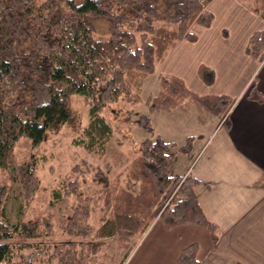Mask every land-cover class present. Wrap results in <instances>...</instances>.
Listing matches in <instances>:
<instances>
[{"label":"trees","instance_id":"1","mask_svg":"<svg viewBox=\"0 0 264 264\" xmlns=\"http://www.w3.org/2000/svg\"><path fill=\"white\" fill-rule=\"evenodd\" d=\"M212 1L0 0V171L8 172L0 186V262H16L36 246L40 264H90L104 239L143 233L155 219L166 229L184 224L203 227L216 242L217 226L205 217L195 195L202 181L190 173L171 176L167 169L169 158L189 154L196 136L186 137L181 146L160 137L145 140L140 155L125 171L129 180L139 182L138 193L120 187L101 167L91 168L85 162L81 165L85 169L74 165L50 196L54 203L74 202L63 233L75 240L52 241L49 219L25 220L7 209L8 202L22 205L38 186L34 154L21 164L13 160L17 140L25 137L37 149L47 133L68 126L82 130L85 141L75 144L96 154L103 152L112 131L102 111L137 92L142 79L180 41L195 40L192 24L210 26L213 16L207 7ZM240 1L264 18V0ZM95 18L108 22L104 37H95L91 22ZM245 52L259 62L264 60V29L250 36ZM198 75L206 85L214 81L213 70L205 65L198 67ZM159 79L156 109L200 101L181 79L172 75H159ZM73 94L87 105L85 126L82 115L70 104ZM248 97L264 102V94L253 88ZM227 100L223 96L202 100L212 103L215 113L224 112L223 126H228L232 104ZM138 125L152 130L144 115ZM91 174L93 181L86 183L85 176ZM91 186L98 192L97 202L102 196L110 211L96 226L88 222L95 199ZM42 237L48 240H39ZM197 252V243L183 247L175 264H200Z\"/></svg>","mask_w":264,"mask_h":264},{"label":"crops","instance_id":"2","mask_svg":"<svg viewBox=\"0 0 264 264\" xmlns=\"http://www.w3.org/2000/svg\"><path fill=\"white\" fill-rule=\"evenodd\" d=\"M207 10L213 16L210 26L191 27L195 40L180 41L159 64V75L181 79L199 98L223 96L232 102L228 126L222 122L224 128L206 132L200 146V151L211 147L206 161L198 160L191 169L187 157L176 175L190 173L202 181L195 195L205 217L217 226L215 243L208 233L202 240L193 234L188 243H197L200 264H264V102L248 97L252 88L264 94V60L245 52L250 36L264 29V20L240 0H213ZM200 65L213 70L212 84L199 77Z\"/></svg>","mask_w":264,"mask_h":264},{"label":"rangeland","instance_id":"3","mask_svg":"<svg viewBox=\"0 0 264 264\" xmlns=\"http://www.w3.org/2000/svg\"><path fill=\"white\" fill-rule=\"evenodd\" d=\"M91 22L95 29V37H104L108 22L101 18L92 19ZM194 25L199 24L194 23L191 27ZM161 71L162 66L157 64L154 72L142 79L137 92L108 105L102 111L112 131L110 142L104 145L106 148H102L103 152L98 151L96 154L95 151H89L82 145L75 144L77 140L85 141L82 130H74L68 126H61L56 132L47 133L44 143L37 149L31 148L27 138H19L12 149L13 160L15 164H21L34 154L36 160L34 175L37 177L38 186L30 199L22 202V205L15 203V206L8 202L7 209L11 208L12 216L16 217L20 213L25 220L49 219L54 230L50 240H75L63 233L64 223L72 212L74 202L69 199L67 202L54 203L50 196V191L55 189L64 174L74 165H80L85 169L81 166L82 162H85L91 168L101 167L112 179L118 181L120 187L124 186L138 193L139 182L135 184L133 180H129L125 176L127 174L125 171L130 162L140 155L141 144L145 140L160 137L181 146L186 137L196 136L188 156L176 155L168 159L167 169L171 176L182 172L187 157L191 158V169L198 160L199 164L204 163L212 150L210 147L200 151V146L201 144L203 146L206 140L204 138L207 131L213 130L216 126L224 128L222 126L224 112L215 113L212 103L202 101L205 98H200V101L189 100L187 107L156 109L154 97L161 89L159 79ZM70 104L74 111L82 115V126H85L88 122V110L83 98L73 94L70 97ZM141 115L149 119L152 127L150 132L138 125ZM199 132L203 135L200 139L197 136ZM7 177V171H0V186L6 182ZM93 177L92 174L86 175V183L92 182ZM117 177L120 180H117ZM90 193L95 199L92 202L88 222L96 226L100 220L110 214V211L106 209L103 199L101 200L102 196L97 202L98 192L94 191L92 186ZM206 233L208 231L205 228L192 224L166 229L160 220L155 219L143 233L135 232L130 236L113 235L104 239L102 249L95 254L90 264H175V256L179 248L186 242H191L193 234L196 239L202 240ZM186 237H188L186 241L181 242V239ZM39 240L48 239L42 237ZM189 244L191 243L187 245ZM32 249L39 250V247H31L30 250ZM39 259H36L37 264H40Z\"/></svg>","mask_w":264,"mask_h":264},{"label":"built area","instance_id":"4","mask_svg":"<svg viewBox=\"0 0 264 264\" xmlns=\"http://www.w3.org/2000/svg\"><path fill=\"white\" fill-rule=\"evenodd\" d=\"M39 256L40 251L38 249H32L26 253H23L16 262L8 263L5 261H1L0 264H37L36 259L39 258Z\"/></svg>","mask_w":264,"mask_h":264}]
</instances>
